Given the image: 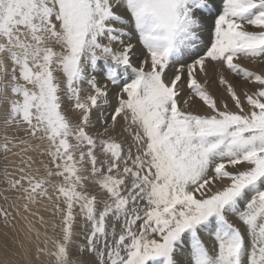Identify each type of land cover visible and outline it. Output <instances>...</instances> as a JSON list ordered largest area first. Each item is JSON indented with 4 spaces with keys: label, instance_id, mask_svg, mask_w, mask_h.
<instances>
[{
    "label": "snow or ice",
    "instance_id": "obj_1",
    "mask_svg": "<svg viewBox=\"0 0 264 264\" xmlns=\"http://www.w3.org/2000/svg\"><path fill=\"white\" fill-rule=\"evenodd\" d=\"M244 62L264 67V0H0L4 190L43 228L0 236V264H264Z\"/></svg>",
    "mask_w": 264,
    "mask_h": 264
},
{
    "label": "rangeland",
    "instance_id": "obj_2",
    "mask_svg": "<svg viewBox=\"0 0 264 264\" xmlns=\"http://www.w3.org/2000/svg\"><path fill=\"white\" fill-rule=\"evenodd\" d=\"M245 66L249 67L251 70H258V71H264V67L260 65H253L248 62H244ZM210 91H216V86L213 84V86L210 88ZM193 111H200L203 112L204 109L201 107L199 103H197L193 109ZM13 160L17 159L15 157L12 158ZM5 166L8 167L9 171H12L14 168V165L8 161H5L0 155V207L8 208V210L12 213L13 216L16 217L15 220V229H13L11 226L5 227L2 218H0V236H3L4 234L11 233L13 231H20L23 232L28 227V221L24 219L25 216L28 217V220H30L37 228H40L41 231H43V228L38 220L37 217L29 216L28 213H24L22 208L17 209V207H13V201L15 200L16 204L19 205L22 202L16 200V194L12 192L5 191L4 189L7 187V185L4 182V176H3V170ZM7 196L8 199L5 200L4 197ZM41 214L45 215V219H48V214L44 213L43 208H41ZM205 241L209 246L211 245L212 241L205 237ZM77 242L81 244L83 243V237L79 234V229H77ZM5 259V256L2 252H0V260Z\"/></svg>",
    "mask_w": 264,
    "mask_h": 264
}]
</instances>
